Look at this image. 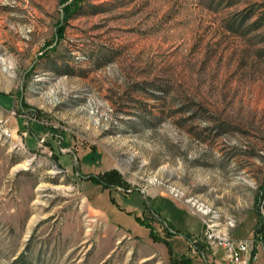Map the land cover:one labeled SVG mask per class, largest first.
I'll return each instance as SVG.
<instances>
[{
	"label": "rangeland",
	"instance_id": "obj_1",
	"mask_svg": "<svg viewBox=\"0 0 264 264\" xmlns=\"http://www.w3.org/2000/svg\"><path fill=\"white\" fill-rule=\"evenodd\" d=\"M207 223L264 235V0H0V264H226Z\"/></svg>",
	"mask_w": 264,
	"mask_h": 264
},
{
	"label": "built area",
	"instance_id": "obj_2",
	"mask_svg": "<svg viewBox=\"0 0 264 264\" xmlns=\"http://www.w3.org/2000/svg\"><path fill=\"white\" fill-rule=\"evenodd\" d=\"M227 225L235 226L233 220ZM213 224H206L204 238L211 248H220L226 264H258L261 258L264 264V235L258 234L249 239H235L227 231L217 230Z\"/></svg>",
	"mask_w": 264,
	"mask_h": 264
},
{
	"label": "trees",
	"instance_id": "obj_3",
	"mask_svg": "<svg viewBox=\"0 0 264 264\" xmlns=\"http://www.w3.org/2000/svg\"><path fill=\"white\" fill-rule=\"evenodd\" d=\"M113 174L114 173H108V174H103V175H98V176L92 175V176H89V179L93 180L94 182H99L104 187L117 188L120 186V183L114 179L117 176L113 175ZM258 230H259V232L260 231L262 232L263 228H260ZM150 236L154 241L163 242L168 247V249L170 250V247L168 246V243L166 240L159 239V237L157 235H154L151 232H150ZM198 246H197V250H198V252L201 253L200 245H198ZM180 264H192V263L189 259H181Z\"/></svg>",
	"mask_w": 264,
	"mask_h": 264
},
{
	"label": "crops",
	"instance_id": "obj_4",
	"mask_svg": "<svg viewBox=\"0 0 264 264\" xmlns=\"http://www.w3.org/2000/svg\"><path fill=\"white\" fill-rule=\"evenodd\" d=\"M177 210H179V209H177Z\"/></svg>",
	"mask_w": 264,
	"mask_h": 264
}]
</instances>
